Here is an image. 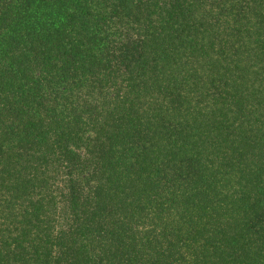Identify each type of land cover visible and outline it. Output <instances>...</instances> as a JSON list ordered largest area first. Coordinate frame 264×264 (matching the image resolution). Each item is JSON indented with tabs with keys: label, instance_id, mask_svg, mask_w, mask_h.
<instances>
[{
	"label": "trees",
	"instance_id": "trees-1",
	"mask_svg": "<svg viewBox=\"0 0 264 264\" xmlns=\"http://www.w3.org/2000/svg\"><path fill=\"white\" fill-rule=\"evenodd\" d=\"M0 264H264V0H0Z\"/></svg>",
	"mask_w": 264,
	"mask_h": 264
}]
</instances>
